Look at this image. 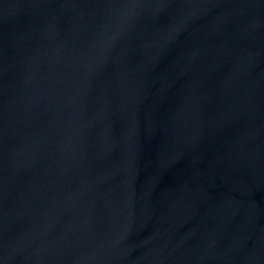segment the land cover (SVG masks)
Here are the masks:
<instances>
[{"label": "water", "instance_id": "1", "mask_svg": "<svg viewBox=\"0 0 264 264\" xmlns=\"http://www.w3.org/2000/svg\"><path fill=\"white\" fill-rule=\"evenodd\" d=\"M0 264H264V0H0Z\"/></svg>", "mask_w": 264, "mask_h": 264}]
</instances>
